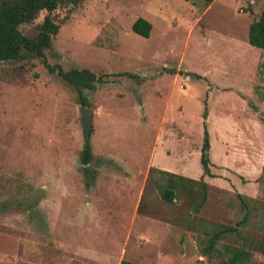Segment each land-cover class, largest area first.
<instances>
[{
  "label": "rangeland",
  "instance_id": "1",
  "mask_svg": "<svg viewBox=\"0 0 264 264\" xmlns=\"http://www.w3.org/2000/svg\"><path fill=\"white\" fill-rule=\"evenodd\" d=\"M263 9L264 0L58 6L43 57L23 50L0 63V264H222L235 247L264 264V49L247 40ZM46 14L19 29L33 36ZM138 17L151 22L148 37L133 31ZM52 66L97 76L84 90L89 138L78 93ZM204 122L212 176L200 162Z\"/></svg>",
  "mask_w": 264,
  "mask_h": 264
},
{
  "label": "trees",
  "instance_id": "2",
  "mask_svg": "<svg viewBox=\"0 0 264 264\" xmlns=\"http://www.w3.org/2000/svg\"><path fill=\"white\" fill-rule=\"evenodd\" d=\"M83 0H0V63L7 60L17 59L22 51L34 54L39 57L45 55V49L50 47L53 36L58 33L59 24L55 22L51 13L58 6L77 5ZM41 10H46L47 14L38 26V31L33 36L25 35L19 25L32 21ZM152 24L144 17H138L132 24L134 32L148 37ZM248 42L255 47L264 49V9L259 17L249 24ZM50 70H56L58 75L68 82L78 93L80 103L89 106L90 102L84 93L85 89H93L94 83L98 79L93 71L88 68L74 67L64 70L61 66H52ZM204 118L207 117L206 112ZM203 142L201 147L200 162L203 173L212 176L210 170L211 160L209 156L210 137L206 123H203ZM92 159V149L88 142L84 144L81 161L85 165L84 170L91 173L88 164ZM169 175H177L167 172ZM185 177V176H183ZM165 189L164 198L172 201L174 199V189L172 181ZM227 228L214 233L211 244L216 238L223 234ZM251 252L243 247H235L222 264H248ZM119 264H140L134 261L121 259Z\"/></svg>",
  "mask_w": 264,
  "mask_h": 264
},
{
  "label": "water",
  "instance_id": "3",
  "mask_svg": "<svg viewBox=\"0 0 264 264\" xmlns=\"http://www.w3.org/2000/svg\"><path fill=\"white\" fill-rule=\"evenodd\" d=\"M79 109L82 115V122L84 126L85 135L87 138H89L91 132V125H92L93 109L85 105H81Z\"/></svg>",
  "mask_w": 264,
  "mask_h": 264
},
{
  "label": "crops",
  "instance_id": "4",
  "mask_svg": "<svg viewBox=\"0 0 264 264\" xmlns=\"http://www.w3.org/2000/svg\"><path fill=\"white\" fill-rule=\"evenodd\" d=\"M247 40H248V34H247ZM260 49H261V48H260ZM162 169H164L163 171H166V172H172V173L175 172L174 169H167V168H162ZM79 252H80V254L83 253L82 250H80ZM79 252H78V253H79ZM251 255H252V254H251ZM121 259H122V258H118L115 262H113V264H119V262L121 261Z\"/></svg>",
  "mask_w": 264,
  "mask_h": 264
}]
</instances>
